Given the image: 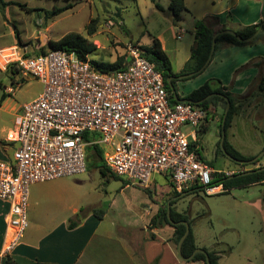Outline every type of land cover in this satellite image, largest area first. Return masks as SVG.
<instances>
[{
    "label": "rangeland",
    "instance_id": "374dc122",
    "mask_svg": "<svg viewBox=\"0 0 264 264\" xmlns=\"http://www.w3.org/2000/svg\"><path fill=\"white\" fill-rule=\"evenodd\" d=\"M158 1L163 5V10L158 9L152 0H93L92 3L84 0L53 15V9L65 6L67 1L0 0V47L7 46L0 49V81L15 87L14 93H11L14 96L10 99L13 98L17 104L26 103L42 92L43 84L32 75H24L17 63L11 69L8 64L17 62L20 57L35 55L42 47L48 49L49 38L57 40L68 32L84 34L97 45V49L89 54V59L108 62L125 56L130 42L141 46L150 45L154 36L159 38V35H163L172 69L182 70L196 42L194 22L203 18L194 19L188 11H183L181 17L171 20L170 0ZM221 4L224 2L219 1L216 5L209 2V6L214 9ZM34 5H42L49 15L46 16L47 12L41 14L39 9H32ZM118 11H121V15ZM91 17H99L102 25L98 26L95 34L88 35L86 25ZM46 23L51 25L48 29ZM181 27H185V31L178 37ZM17 67L19 71L13 74ZM16 76L18 79H15ZM198 76L195 74L181 79L193 85L192 80ZM212 80L210 78L207 81ZM17 81L22 82L17 84ZM212 86L217 87L215 84ZM236 104L234 119L227 129L228 139L243 155L257 156L264 151V90L261 91L256 85L248 96L236 100ZM224 110L225 103L222 100L210 105L213 116H210L208 122L209 129L199 136V150L205 161L217 172L263 166L264 154L256 163L241 166L217 151L220 118ZM7 121L9 116L0 112V124ZM185 129L189 131L192 127ZM122 178L107 179L88 161L87 170L83 173L33 183L30 186L27 210L29 226L26 232L34 234V219L49 226L65 220L79 221L87 213L100 218L93 211L100 209L106 214L104 224H128L127 227L138 231L139 224L148 219L145 214L148 202L152 198L166 201L168 184L165 182L164 185H158L152 196L151 191L138 185H131L123 191L126 179ZM263 194L264 183L232 187L217 194H208L203 188H198L181 197L176 208L189 214L190 226L197 243L201 245L198 244V247L212 249L217 245L218 249L226 251L228 246L231 247L227 255L222 254L221 264H264ZM75 207L77 210H74ZM118 225L116 228L111 225V228L113 236L119 238ZM165 226L172 228L169 224ZM183 263L191 264V261L184 260ZM194 264L205 263L198 261Z\"/></svg>",
    "mask_w": 264,
    "mask_h": 264
},
{
    "label": "built area",
    "instance_id": "2783aa9c",
    "mask_svg": "<svg viewBox=\"0 0 264 264\" xmlns=\"http://www.w3.org/2000/svg\"><path fill=\"white\" fill-rule=\"evenodd\" d=\"M124 55L128 64L119 70H101L89 57L61 49L18 58L20 71L36 77L43 90L23 105L7 134L16 144L12 158H0V199L9 204L1 255L22 242L29 226L30 186L85 172L94 144L103 148L110 170L130 184L146 188L155 174H164L180 193L193 186L208 194L228 190L197 151L206 110L173 101L140 44L128 43Z\"/></svg>",
    "mask_w": 264,
    "mask_h": 264
},
{
    "label": "crops",
    "instance_id": "0c3cea01",
    "mask_svg": "<svg viewBox=\"0 0 264 264\" xmlns=\"http://www.w3.org/2000/svg\"><path fill=\"white\" fill-rule=\"evenodd\" d=\"M65 1L67 4L74 3L75 5L84 0ZM85 1L92 3L93 0ZM184 1L186 5L184 11H188L194 19L217 16L210 21L211 27L215 30H219L223 25L226 28L238 30L244 26L264 21V0ZM219 1L224 4L215 9L209 6V2L216 5ZM33 7L34 10L39 9L41 14L46 13L42 5ZM171 14L170 18L173 20L176 16L172 12ZM196 22H194L195 30ZM121 23L123 24L122 20ZM101 25L102 23H99V26ZM45 26L48 29L51 25L46 23ZM159 39L166 50L163 35H159ZM6 47H0V49ZM196 75L199 76L192 80L193 85L182 80L183 78H177L176 88L181 98H185L194 88L200 87L210 78H213V84L225 86L238 100L248 96V93L256 88V85L258 86L264 77V36L259 37L253 43L244 45L222 43L215 50L206 68ZM16 78L18 79V76ZM9 86L12 85L3 84L0 81V98L3 93L9 94L0 104V112L9 116L7 123L0 124V158L2 159H10L13 156L16 144L7 140V134L15 127L17 118L21 115L25 104V102L17 104L13 98L10 99L14 94L7 91ZM165 182L168 184L166 201L152 198L148 202L145 210L148 219L143 224H139L138 231L127 227L128 224L112 223L111 225L115 228L118 225L117 229L121 235L119 238L114 237L111 225L104 224L106 214L102 218H97L94 214L87 213L85 217L76 221L77 225L73 228L69 227L71 220L44 226L39 219H34L32 221L35 226L34 234L30 231L26 232L22 242L15 249L5 255L0 254V264H184L185 259L180 257L178 244L174 241V227L171 226L170 229L165 225L150 226L151 217L165 204L164 202L167 203L168 199L178 196L173 194L175 188L170 178L164 174H155L150 186L146 188L152 192L153 196L157 191V186L164 185ZM131 185L133 184L123 185L122 190L129 189ZM188 192L190 191H184L181 194L185 193L186 195ZM180 198L175 200L178 202ZM74 210L77 208L75 207ZM8 211L9 204L0 199V251L6 241ZM228 247L227 251L218 249L217 245L210 249L217 251L220 255L219 264H221L222 254L231 250V247ZM197 262H191V264Z\"/></svg>",
    "mask_w": 264,
    "mask_h": 264
},
{
    "label": "trees",
    "instance_id": "16d2710c",
    "mask_svg": "<svg viewBox=\"0 0 264 264\" xmlns=\"http://www.w3.org/2000/svg\"><path fill=\"white\" fill-rule=\"evenodd\" d=\"M152 1L155 3L158 9L160 10L164 9L163 6L157 0H152ZM73 6H74V3H68L63 7H55L52 11V14L53 15L60 14L63 11L69 8H72ZM170 9L176 17H179L181 12L186 9L185 1L184 0H171ZM117 13L121 15V11H118ZM48 15L49 13L47 12L46 16ZM212 18H217V16H209L202 20H198L196 22L195 45L192 48L190 58L185 62V65L182 68V70H180L177 73L173 71L171 60L169 56L167 55L166 51L164 50L161 40L158 37L154 36L153 41L150 45H142V48L145 50V55L148 57V59H150V61H152L155 64V67L163 73L166 87L171 93V98L173 101H176V99L168 84V81H167L168 76L170 75L177 76L179 74H185V73H190V72L199 70L209 58L211 47H212L213 35L219 30L226 29L225 25L220 27L219 30H215L213 27H211L210 21L212 20ZM260 24L261 23L250 24V25L244 26L243 28H240L235 31L239 35H241L243 38H248L257 31ZM98 26H99V17H91L90 21L86 25L88 35L95 34L96 31L98 30ZM261 36H264V27L260 35H258L256 38H254L251 41H245V40L239 39L237 38V36L231 33H222L217 36L216 49H218L222 43H228L231 45H244L247 43H253L256 39H258ZM47 45L49 46V48L45 49V47H42L39 53H46L52 49L54 50L61 49V50H67L70 52L75 51L80 57L87 58L91 52L97 49V45L93 42V40H90L89 37L79 32H68L67 34L63 35L61 38L57 40L49 39L47 42ZM92 62L96 67H98L101 70H119V69L125 68L128 64L125 59V56H119L113 62L97 61V60H92ZM15 63L17 62L9 63L8 64L9 69H11ZM18 71H19V68L17 67V70L15 69L13 70V74H16ZM172 81L174 85L176 86L177 78L173 79ZM258 88L261 91L264 90V77H262V80L260 84L258 85ZM214 92L223 93L226 96H228L231 100V107L229 109L227 119H226V124H225L226 139H225L224 145H225L227 152L237 159H252L253 157H255V155H250V156L243 155L241 152L238 151V149L228 139L227 129L229 126H231V123L234 119V116L236 113V105H237L236 100L238 99L235 96H233V94L230 91H228L225 86L221 85V86L213 87L210 81H206L203 85L194 89L193 91H191L189 94L185 96V98H189L193 100V102L196 105L202 107L207 112L206 122L201 125L200 130H199L201 136L205 132L208 131L209 129L208 122L210 120V116L211 115L213 116V112L210 111L211 103H216L218 100H222L225 103V108H226L227 101L224 97L220 95L213 94L211 97L205 99L209 94L214 93ZM8 95L9 94L7 93L2 94V97L0 98V104ZM200 100H203V101L198 103V101ZM224 112L222 113L221 118H220V128H221L220 129V139L222 135V121H223ZM217 149H218L217 151L224 153V151L222 150L220 146V140H219ZM197 151L201 155V157L205 159L201 151L199 149ZM88 161L90 165L96 166L99 169L102 176L106 177L107 179L110 177H115L117 179L123 180L121 176L112 172L110 168L106 165V162L104 160V151L101 145L94 144L88 148ZM238 164L241 166H246V164H241V163H238ZM257 168H260V167H257ZM257 168H252V169L245 168L239 171V173L245 172L248 170H254ZM239 173H235L234 175H232L233 177H231L230 175L217 172L215 174V177H216L215 180L216 182H223L224 185L228 189L232 187H237V186H247L253 183H263L264 170L251 172L246 175H239V176L236 175ZM128 183L129 182L127 180H124V185ZM192 189H198V188L197 186H193L192 188L187 189L185 191H190ZM173 194L180 195L181 193L175 190L173 191ZM263 198H264V194H263ZM176 203H177V200H173L171 202V219L173 221L187 220L191 225L189 214L185 211L177 210V208L175 207ZM93 211L94 213H96V215L98 214L100 218H102L105 213V211L102 209L93 210ZM171 219L169 218L168 213H167V203H165L151 217L150 226L159 227L165 224H169L170 226L174 227V241L176 244H178L181 236L184 234L186 230V225L183 223L174 224ZM76 225H77L76 221H72L69 223L70 228H73ZM197 247H198V243L196 241L195 234L191 227V231L183 243L182 252L185 256H190ZM203 248L206 251H208V254L211 259V264H219L220 255L218 254V252L215 250H210L207 247H203ZM189 261L191 262L204 261V263L207 264L206 254L204 252H197L194 255V257Z\"/></svg>",
    "mask_w": 264,
    "mask_h": 264
},
{
    "label": "water",
    "instance_id": "95a60500",
    "mask_svg": "<svg viewBox=\"0 0 264 264\" xmlns=\"http://www.w3.org/2000/svg\"><path fill=\"white\" fill-rule=\"evenodd\" d=\"M263 27H264V21L261 22V24H260L259 28L257 29V31L253 35H251L250 37H248V38H243L235 30L229 29V28H226V29L217 31L213 35L212 47H211V51H210L209 58L207 59V61L205 62V64L199 70L193 71V72H190V73L180 74L178 76H176V75H170V76H168L167 81H168V84H169V86H170L173 94H174L175 99L177 101H190V102H193V100H191L189 98H181L179 96L178 91H177V88L174 85V83H173L172 80L173 79H176V78L181 79V78H184V77H190V76H193V75H195L197 73H200L202 70H204L206 68V66L209 64V62L211 61L212 57H213V54H214L215 49H216V39H217V36L218 35H220L222 33H231V34L237 36V38H239V39H242V40H245V41H250V40L254 39L263 30ZM213 94L220 95V96L224 97L226 99V101H227L226 108H225V112H224V116H223V121H222V135H221V139H220V146H221L222 150L224 151V153L230 159H232V160H234V161H236L238 163H241V164L256 163L262 157V155L264 154V151L261 154L253 157L252 159H237V158L233 157L232 155H230L227 152V150L225 148V145H224L225 139H226V128H225V124H226V119H227V115H228L229 109L231 107V100H230V98L228 96H226L225 94L220 93V92L211 93L205 99L211 97ZM201 101H203V100L198 101V103L201 102ZM261 170H264V166H262L260 168H257V169H254V170H248V171H245V172H241V173L236 174V175H238V176L239 175H246V174H249L251 172L261 171ZM231 177H233V176H231ZM184 195H185V193L180 194L178 196H175V197L171 198L170 200H168V202H167V213H168V216H169L170 219H171V202H172V200H175L177 198H180V197H182ZM172 222L174 224L183 223V224L186 225V230H185L184 234L181 236V238H180V240L178 242V253H179L180 257L183 258V259H185V260H191L197 252H204L206 254V258H207V264H211V259H210V256L208 254V251H206L202 247H197L190 256H185L183 254V252H182V246H183V243H184L185 239L187 238V236L189 235V233L191 231L190 223L187 220H181V221H173L172 220Z\"/></svg>",
    "mask_w": 264,
    "mask_h": 264
},
{
    "label": "flooded vegetation",
    "instance_id": "af4514ba",
    "mask_svg": "<svg viewBox=\"0 0 264 264\" xmlns=\"http://www.w3.org/2000/svg\"><path fill=\"white\" fill-rule=\"evenodd\" d=\"M178 76V75H177Z\"/></svg>",
    "mask_w": 264,
    "mask_h": 264
}]
</instances>
